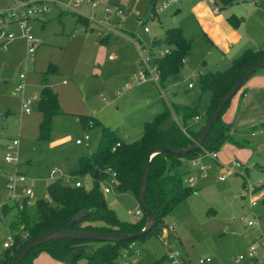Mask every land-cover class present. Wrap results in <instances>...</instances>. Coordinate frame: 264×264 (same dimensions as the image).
Segmentation results:
<instances>
[{
  "label": "rangeland",
  "instance_id": "obj_1",
  "mask_svg": "<svg viewBox=\"0 0 264 264\" xmlns=\"http://www.w3.org/2000/svg\"><path fill=\"white\" fill-rule=\"evenodd\" d=\"M50 1L54 2L48 4L49 12L30 21L31 35L40 43L34 56L28 55L27 44L20 38L19 32L16 33L18 42L12 44L7 52L0 50V140L2 143L19 140L17 164L4 162L6 150L3 144L0 146V203H7L8 200V193L1 190L5 187L4 176L16 172L25 175L33 184L34 200H47L46 188L50 184L58 180L64 183L63 179L78 170L80 157L97 151L103 128L113 131L124 142L133 143L142 136L144 124L151 123L161 115L165 107H168L171 120L177 124L180 123L178 106L191 108L198 113L209 108L210 94L203 92L199 83L200 75L207 70L201 62L205 60L210 66L217 58L219 51L211 43L212 36H227L219 19L230 15V11L217 17L212 15L216 8H220L218 1L216 5L205 1L206 4L200 6L195 1H189L172 5L149 21L150 36L163 38L166 30L180 28L184 37L192 44L186 65L182 66L176 77H171L164 83L166 87L163 88L167 90L164 89L163 94L162 89L154 84L139 85L135 80L139 69L138 55L132 45L120 36L135 34L139 38L147 37L138 21H144L150 16L151 0H100L99 7L93 11L89 6H80L78 11L81 15H94L95 19L101 18L100 11L105 5L117 6L131 16L134 15L127 19L120 35L112 34L110 40L103 45L108 46L111 53L117 56L115 63L108 62L104 66L95 61L101 45L99 42L103 37H100L97 25L91 24L94 32H90L89 27H86L85 32V25L79 24L70 13H64L60 2L67 0ZM162 1L157 0L156 6H160ZM242 1L236 0L234 3L237 7L235 10L238 9L236 16L241 20L243 18L238 31L248 38L264 36V19L250 14L252 11L248 9L250 15H246L248 13L244 7L248 3L243 4ZM257 2V7L261 9L258 15H264V0H256ZM1 9L4 10V7ZM122 20L120 18L119 22ZM222 24L230 27L226 19ZM20 68L25 80L23 91L18 93L15 91L20 84ZM51 68L58 70L57 74L48 75V84L58 93L61 114L52 118L49 140L39 142L38 128L41 119L39 121L38 117L41 118V114L36 109L38 99L34 102L30 115L24 114L21 101L34 96L38 98L43 74ZM224 70L226 69L221 71ZM63 82L67 85L64 86ZM189 84L193 87L192 90H187ZM243 87L232 99V103L238 100ZM160 95H165V98L162 99ZM200 96L202 97L198 102ZM230 104L231 102L223 113V118L227 115ZM80 117L93 118L97 126L84 130L78 120ZM168 121L163 129L172 122ZM3 123L5 129L2 128ZM253 124L242 128L237 126L234 132H246L255 126ZM229 130H234L233 125ZM85 134L90 137L89 150L75 145V140ZM247 139L249 143L239 146L240 152L235 157L229 151V146L233 145L223 148V164L228 165L231 159L237 158L245 164L247 170L244 169L243 172L248 175L249 182L252 185L260 182L263 185L264 175L255 165H264V135L253 138L249 135ZM213 163H205L209 168L208 178L197 183L195 193L175 206L165 217L168 228L162 230L161 236L165 234L163 238L150 236L143 242L136 240L134 245L139 252L138 256L122 254L119 264H171L165 259L169 255H178L173 264H197L204 258H211L215 264H227L247 248L252 237L250 235L254 232L253 228L247 226V222L257 219L264 226V200H260L251 211L248 199L241 198L243 178L233 174L220 182L221 168ZM184 170L185 165L173 172L185 174ZM52 171H56L57 175L51 178ZM186 176H183L184 183ZM75 180L86 189L93 187L91 176L72 179ZM100 187H105V183L101 182ZM15 194L17 197L23 196L24 187H18ZM104 197L108 208L121 223L135 224L141 220L142 217L135 220L133 216L140 207L132 193H121L115 189ZM9 212L11 213L5 218L0 215V254L8 236L6 227L14 221L17 213L13 209Z\"/></svg>",
  "mask_w": 264,
  "mask_h": 264
},
{
  "label": "trees",
  "instance_id": "obj_2",
  "mask_svg": "<svg viewBox=\"0 0 264 264\" xmlns=\"http://www.w3.org/2000/svg\"><path fill=\"white\" fill-rule=\"evenodd\" d=\"M235 1L218 0L219 10H225ZM156 3L157 0H151V9L156 6ZM70 14L76 17L79 24H88V20L84 17L75 13ZM227 22L237 29L242 20L231 16L227 18ZM108 36L101 38L99 43L106 44ZM153 45L167 47L171 51L169 55L153 60V64L160 72L161 84L164 85L169 78L179 74L191 52L192 44L184 37L180 28H171L164 32L162 39L155 38ZM262 61H264V48L249 49L234 59L226 70L200 75V88L203 92H208L211 97L209 108L201 124L188 127L186 122L198 118L199 113L191 108L182 107L180 124L172 121L167 128L163 129L171 116L168 108L165 107V111L161 115L151 123L144 124L142 136L133 143L123 142L116 133L103 128L97 151L91 155L80 157L78 170L69 176L78 179L85 176L94 177L97 173L98 180L93 181V187L91 189H86L83 186L75 187L58 180L46 188L47 200H34L33 198L32 204L28 205V198H25L19 201L22 203H15L12 208L17 213L9 226L10 233L14 236V244L2 252L0 264H9L31 241L42 234L55 230L98 234H134L142 231L146 224V214L142 211L141 220L135 224L121 223L115 213L108 208L100 183L114 176L118 184L115 189L121 193L130 192L138 200L148 152L155 147L184 149L191 146L203 131L212 111L234 82L248 67ZM57 72L56 68H51L49 72L43 74L36 104V109L41 114L38 128L39 142L49 140L52 118L61 114L58 95L52 91L48 84V75L50 73L57 74ZM228 105L229 103L218 116L200 149L183 156L161 153L152 158L149 165V182L145 202L157 222L149 232L137 239L139 242H143L150 236L161 237L162 230L168 228L164 221L165 217L172 212L175 206L195 193V189L187 187L183 182V176L186 173L175 174L173 172L175 169L181 168L184 162L201 157L204 152L218 153L226 144L235 147L245 146L249 143L247 137L264 127V123H262L252 126L246 132L230 134L229 125L223 121V113ZM79 122L87 130L97 126L91 117H80ZM90 123L91 127H89ZM117 144L120 146L117 147ZM255 168L264 175V165L256 164ZM9 211L10 208L4 205L2 215L6 216ZM136 242V240L119 243L54 240L32 250L20 264H33L40 255H47L52 260L65 264H119L118 260L123 251Z\"/></svg>",
  "mask_w": 264,
  "mask_h": 264
},
{
  "label": "built area",
  "instance_id": "obj_3",
  "mask_svg": "<svg viewBox=\"0 0 264 264\" xmlns=\"http://www.w3.org/2000/svg\"><path fill=\"white\" fill-rule=\"evenodd\" d=\"M188 0H163L160 6H155L151 9L150 16L144 21H138L143 27L144 34L147 38L126 37L127 41L132 43L139 55L140 59V69L137 73L136 80L140 84L154 83L156 86L159 85V71L157 67L153 64L155 58H162L171 53L168 48H158L153 45L154 39L150 36V29L148 27L149 21H152L159 13L168 9L173 4L184 2ZM210 4H215V0H204ZM251 4H256V0H247ZM54 2L50 0H19L16 1L15 5L11 9L0 8V50L6 51L8 46L18 39L17 32L20 33V38L25 40L27 44L28 55L34 56L36 48L38 47V41H36L31 35L32 27L30 21L33 18L44 15L49 12L48 4ZM81 5H86L95 10L99 7V0H67L61 3L62 8L67 13H78V9ZM101 18L95 19L94 15L88 16L87 19L90 23H94L101 28L103 36H108L111 34H120L122 27L119 25L118 21L120 18H125L129 12H124L121 8L116 6L105 5L101 11ZM81 15V14H80ZM20 85L17 87V92H22L24 89L25 76L20 74ZM37 97L23 99L21 101V108L24 113L29 114L32 110L34 102ZM92 124H89L91 127ZM4 145L6 150L4 162L8 164L18 163V147L19 140H8L6 143H2L0 140V146ZM77 146H83L88 148L89 146V136L85 134L82 138L75 141ZM120 144H117L119 147ZM113 151H115L113 149ZM204 160H217V153L204 152V154L189 162L192 167L191 173L186 177V186L194 189L199 181H203L208 178V168L203 164ZM243 164L235 159L229 162L228 165L222 166V174L219 178L220 182H224L229 176L236 174L244 179L243 190L241 191V198L248 199L249 209L252 211L257 203L264 199V187L262 188L261 183L257 185H252L249 180L245 177ZM57 174L56 171L51 172V176L54 177ZM66 185L73 184L75 187H81L79 182H71L72 179L67 177L63 179ZM117 181L114 176L111 179L105 181V187L102 189L104 194L111 193L117 186ZM21 186L24 187V195L17 197L15 194L16 189ZM5 191L8 193V202L22 203V199L28 198L27 204L30 205L33 202V184L25 177V175L16 172L14 174H8L6 176ZM4 205L7 203H0V215L2 216V210ZM22 209V205L20 204ZM142 215L141 210H137L134 214V218L138 220ZM247 226L253 228L258 232L257 238L248 245L246 250L240 253L233 261L232 264H264V229H262L259 221L253 220L248 221ZM172 229V228H171ZM14 244V236L9 233L5 242L3 243L4 249H9ZM133 248V244L123 251L124 255H127ZM177 255H169V260L175 261ZM198 264H213L211 258H204L198 261Z\"/></svg>",
  "mask_w": 264,
  "mask_h": 264
},
{
  "label": "crops",
  "instance_id": "obj_4",
  "mask_svg": "<svg viewBox=\"0 0 264 264\" xmlns=\"http://www.w3.org/2000/svg\"><path fill=\"white\" fill-rule=\"evenodd\" d=\"M16 1L17 0H0V8H2V7H4V9H11V8H13L14 7V5H15V3H16ZM189 1H195L196 3H197V6H200V5H204V4H206L205 3V1L204 0H188V1H184V2H180V3H177V4H182V3H186V2H189ZM216 1H218V0H215V4H213V5H216ZM99 2H100V0H99ZM207 2V1H206ZM243 2V4L244 3H248L247 4V7L245 6L244 7V10H246V12L248 13V14H246V15H250V14H252V15H254V16H256V17H262L263 19H264V15H263V13L261 14L260 13V15H258V13L259 12H261V9H259V7H257L258 5V2L256 3V4H251V3H249L247 0H243L242 1ZM55 3H58V1H55ZM60 3H63V2H60ZM101 3V2H100ZM209 3V2H208ZM210 4V3H209ZM220 4V3H219ZM173 5H175V4H173ZM212 5V4H211ZM238 5V4H237ZM117 7V6H116ZM151 8V7H150ZM235 8H237V7H235V5L233 4L232 6H230V7H228V8H226L225 10H219V9H215V11H213L212 12V15L214 16V17H217L218 15H220L221 13H226L227 11H230L229 12V17H231V16H234V17H237V18H239L238 16H236V14H237V11H238V9H236L235 10ZM250 10V11H252V13H250L249 14V11L248 10ZM167 10V9H166ZM235 10V11H234ZM92 11V10H91ZM101 11H102V9H101ZM101 11H100V13H101ZM179 11H177V13H178ZM239 14V13H238ZM136 15V14H135ZM82 17H84L85 19H87V17L88 16H84V15H81ZM131 15H130V13L122 20V22L120 23L119 21H118V23H119V25L122 27V31H124L123 29H124V25L125 24H127V19L130 17ZM132 16H134V15H132ZM131 16V17H132ZM137 16V15H136ZM158 16V15H157ZM156 16V17H157ZM155 17V18H156ZM229 17H227V18H229ZM223 18V19H222ZM227 18L225 17V16H223V17H221L220 19H219V23L221 24V25H223L224 26V31L225 32H227V36L226 37H224L223 36V34H219L217 37H215V36H212V45L219 51V53L217 54V58H215L210 64V66H208L207 64H208V62H206L205 60L204 61H202L201 62V64H202V66H204L207 70H206V72H204V74H207V73H215V72H222L221 70H223V69H227V68H229L230 66H231V63H232V61L234 60V59H236V58H238L239 57V55H241V54H243V52H245L246 50H249V49H252V50H259V49H261V48H264V36H261V37H259V38H257V39H254V38H248V37H246V35H244V33H242L241 31H238V29L240 28V26L237 28V29H235V28H233L231 25H230V27L229 26H226V25H224V24H222V22H223V20H227ZM88 20V19H87ZM242 20H243V18H242ZM91 24H94V23H90L89 21H88V24H86L85 26L84 25H82V26H84V28H85V32H87V30H86V27H89V31L90 32H94L95 31V29L93 28V26H91ZM98 27V26H97ZM99 28V32H100V37H101V35H103V33H102V30H101V28L100 27H98ZM232 30H231V29ZM150 33H151V29H150ZM241 33L244 35V37L241 35ZM116 35H120V34H116ZM112 36V34L111 35H109L108 37H109V39H108V41L110 40V37ZM121 37H123L126 41H127V39H126V36H122V34L120 35ZM131 37H134V36H136L135 34H131L130 35ZM147 36V35H146ZM105 36H103V37H101V38H104ZM129 37V36H128ZM154 40H155V38H157L158 40H160V39H162V38H158V37H155V36H151ZM147 38V37H146ZM145 39V38H144ZM19 40H15V41H13L9 46H8V48L12 45V44H15L16 42H18ZM22 42H24V41H22ZM130 45H132V47H133V49L136 51V53H137V55H138V51H137V49H136V47L132 44V43H130L129 41H127ZM154 42V41H153ZM40 45V43H38V46ZM67 45H69V43H67ZM158 48H167V47H162V46H159ZM8 50V49H7ZM7 50L6 51H4V52H7ZM36 52V51H35ZM116 52V51H115ZM117 53V52H116ZM35 54V53H34ZM114 55V53H111V50L109 49V47L108 46H101L100 45V48H99V51H98V53H97V55H96V62L97 63H99V64H101L102 66H104V65H106L108 62H110V63H115L116 61H117V56H113ZM138 58H139V55H138ZM33 60H34V57H33ZM138 65H139V69H140V59H139V63H138ZM184 65H186V60H185V62H184ZM156 66V65H155ZM23 68V67H22ZM22 68H20V73L22 72ZM208 68L209 69H211V70H208ZM139 69H138V71H139ZM158 69V68H157ZM159 71V70H158ZM210 71H213V72H210ZM135 80H136V77H135ZM139 85H146V84H154V83H145V84H140V83H138ZM20 85V84H19ZM63 85L64 86H66L67 84H66V82H63ZM155 85V84H154ZM156 86V85H155ZM163 86L164 85H162L161 84V79H160V72H159V85L157 86V87H159L160 88V90L163 92V90L164 89H166V88H163ZM164 87H166V86H164ZM53 89V88H52ZM193 89V87L191 86V84H189L188 86H187V90H192ZM167 90V89H166ZM53 91L56 93V94H58L54 89H53ZM160 91V92H161ZM15 92H17V91H15ZM18 93H21V92H18ZM163 94H164V92H163ZM237 95H238V93H237ZM236 95V96H237ZM161 96V95H160ZM201 97L202 96H200L199 98H198V102H199V100H201ZM161 98L162 99H164L165 98V95L164 96H161ZM38 99V98H37ZM37 101V100H36ZM230 106L231 107H229L230 109H229V113L227 112V115H225L224 116V118H223V121L226 123V124H228L229 125V127H232V125H233V127H234V130L233 131H230L229 130V132H230V134H235L236 132H234L236 129H237V126H239L240 128H242V127H244V126H247V125H250V124H252V123H254L253 125H259V124H262V123H264V71H259L258 73H256L255 75H253L246 83H245V85H244V87H243V91L240 93V95H239V98H238V100L237 101H235V103H232V101H231V104H230ZM168 108V107H167ZM181 108L182 107H177V109H179V110H177L179 113H180V122H181V119H182V112H181ZM207 110H208V108L207 109H205V110H203L202 112H199V117L198 118H196V119H194V120H188L187 122H186V125L189 127V126H192V125H198V124H201L202 122H203V119H204V115L206 114V112H207ZM32 112V111H31ZM31 112L29 113V114H26V113H24L25 115H30L31 114ZM39 118V121H40V117H38ZM79 120V119H78ZM170 121H172L171 120V118L169 119ZM169 122V121H168ZM168 122H166V123H168ZM246 122V123H245ZM80 123V122H79ZM243 123H245L244 125H242ZM180 124V123H179ZM241 125V126H240ZM3 129H5V125H4V123H3V127H2ZM83 129L84 130H87V129H85L84 127H83ZM258 133H261V134H258ZM259 135H264V127L260 130V131H257V132H254V133H252L251 135H250V137L251 138H253V137H257V136H259ZM80 138H82V137H80ZM120 138V137H119ZM77 139H79V138H77ZM76 139V140H77ZM121 139V138H120ZM75 140V141H76ZM122 140V139H121ZM123 141V140H122ZM124 142V141H123ZM3 143H5V141L3 142ZM76 145V144H75ZM90 145H91V141H90V137H89V146H88V148H84L83 146H79V147H82V148H84V149H86V150H89L90 149ZM77 146V145H76ZM227 146H229L228 144H226V145H224L222 148H221V150H220V152H218L217 153V160L216 161H212V160H204L203 161V164L205 165V163L206 162H214L213 164L214 165H216V167H220L221 168V174H222V166L223 165H225V164H223V152H222V150H224L225 148H227ZM225 147V148H224ZM224 148V149H223ZM229 148H231L229 151H230V155L232 156V157H235V155H237L240 151H238V147H233V146H229ZM5 149V148H4ZM228 151V152H229ZM235 159H237V158H233V159H231V161L232 160H235ZM238 160V159H237ZM241 162V161H240ZM18 163H19V161H18ZM242 163V162H241ZM243 164V166H244V169L245 170H247L246 169V167H245V164L244 163H242ZM185 165V173H186V175L188 176L189 175V173H191V171H192V167L190 166V164H189V162H184L183 163V165L182 166H184ZM208 168V167H207ZM208 170H209V168H208ZM57 175V174H56ZM234 175H236V174H234ZM6 176H7V174L4 176V185H5V182H6ZM50 176H51V173H50ZM186 176V177H187ZM239 176V175H238ZM248 176V175H247ZM246 175H245V177L248 179V177H247ZM241 177V176H240ZM51 178H52V176H51ZM92 178V180L94 181V179H93V177H91ZM71 179H73V178H71ZM206 180V179H205ZM244 180V179H243ZM249 180V179H248ZM106 181V180H105ZM105 181L103 182V183H105ZM31 182V181H30ZM71 182H76V180L75 181H71ZM80 183V182H79ZM81 184V183H80ZM70 186H73V184H70ZM81 186H82V184H81ZM19 187H21V186H19ZM242 187H243V184H242ZM104 188V187H103ZM102 187H101V189H103ZM116 188V187H115ZM1 190H4L5 191V187L3 186L2 187V189ZM115 191V189L112 191V192H114ZM108 194H110V193H108ZM108 194H105L104 196H106V195H108ZM1 199V198H0ZM8 199V198H7ZM7 202V206L10 208V211L13 209L12 207L14 206L13 205V203H11V202H8V200L6 201ZM137 202H138V200H137ZM9 203L10 204H12V205H9ZM11 206V207H10ZM140 210H141V208H140ZM141 212H142V210H141ZM9 213H11V212H9ZM8 213V214H9ZM136 213V212H135ZM7 214V215H8ZM6 215V216H7ZM5 215H2V217L3 218H5L6 217ZM134 216V215H133ZM141 217H142V215H141ZM135 220H137V219H135ZM138 220H139V218H138ZM12 222V221H11ZM261 227H262V229H264V226H262L261 225ZM6 231H8V234L7 235H9V233H10V228H9V225L6 227ZM165 235V234H164ZM163 235V236H164ZM163 236H161L160 238H163ZM250 236H252L251 237V241H250V243L251 242H253L256 238H257V236H258V232H256L255 230H254V232L253 233H251V235ZM249 243V244H250ZM248 244V245H249ZM248 247V246H247ZM2 248H3V246H2ZM5 249L3 248V251H4ZM246 250V249H245ZM244 250V251H245ZM2 251V252H3ZM243 251V252H244ZM138 250H136V245H134V243H133V248H132V250L126 255V256H133L134 254L136 255V256H138ZM242 253V252H241ZM2 254V253H1ZM1 254H0V256H1ZM178 256V255H177ZM176 256V257H177ZM176 257H175V259H176ZM167 260H168V262H170L171 264H173V261H171V260H169V257L167 256ZM176 261V260H175ZM232 261L233 260H231L230 262H228L227 264H232ZM212 262H213V264H215V261H213L212 260ZM33 264H65V263H60V262H56V261H54V260H52L49 256H47V255H40L38 258H36L35 259V261H34V263ZM198 264V263H197Z\"/></svg>",
  "mask_w": 264,
  "mask_h": 264
},
{
  "label": "water",
  "instance_id": "obj_5",
  "mask_svg": "<svg viewBox=\"0 0 264 264\" xmlns=\"http://www.w3.org/2000/svg\"><path fill=\"white\" fill-rule=\"evenodd\" d=\"M264 69V61L254 64L248 67L242 75L234 82L231 88L223 96L220 102L217 104L215 109L210 114L207 119L203 131L200 133L196 141L184 149H171L168 147H155L148 152V156L144 165L141 185L138 193V205L141 210L146 214V225L142 231L134 234H98V233H88L81 231H68V230H55L45 234H42L38 238L31 241L24 249H22L9 264H20V262L35 248L46 244L54 240H80V241H90L95 243H119L130 240H137L149 232L155 225L156 219L151 210L147 207L145 202L146 192L149 182V165L153 157L161 153H169L173 156H183L190 152L196 151L203 146V143L208 136L210 129L217 120L218 116L224 109V107L232 101V99L241 90L243 85L259 70ZM21 70H19L20 72ZM94 181L98 180V174L96 173L93 177Z\"/></svg>",
  "mask_w": 264,
  "mask_h": 264
}]
</instances>
